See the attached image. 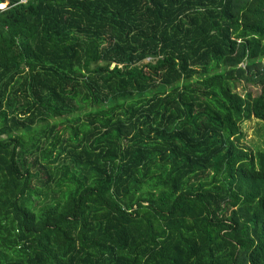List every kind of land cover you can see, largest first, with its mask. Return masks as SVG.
<instances>
[{"label":"trees","instance_id":"trees-1","mask_svg":"<svg viewBox=\"0 0 264 264\" xmlns=\"http://www.w3.org/2000/svg\"><path fill=\"white\" fill-rule=\"evenodd\" d=\"M6 2L0 264H264V0Z\"/></svg>","mask_w":264,"mask_h":264},{"label":"rangeland","instance_id":"rangeland-1","mask_svg":"<svg viewBox=\"0 0 264 264\" xmlns=\"http://www.w3.org/2000/svg\"><path fill=\"white\" fill-rule=\"evenodd\" d=\"M4 4L5 3H1L0 6ZM249 89L254 94H257L260 92L261 86H255L250 84ZM244 134L245 136L242 139L243 143L249 145L248 148L252 150L253 154H255L256 152L254 147H256L258 151L264 150V120L260 121L257 119H252L248 121L244 128ZM253 141H254V146L252 145Z\"/></svg>","mask_w":264,"mask_h":264},{"label":"water","instance_id":"water-1","mask_svg":"<svg viewBox=\"0 0 264 264\" xmlns=\"http://www.w3.org/2000/svg\"><path fill=\"white\" fill-rule=\"evenodd\" d=\"M7 5V3H5L4 5H1L2 7H4V6H6Z\"/></svg>","mask_w":264,"mask_h":264},{"label":"snow or ice","instance_id":"snow-or-ice-1","mask_svg":"<svg viewBox=\"0 0 264 264\" xmlns=\"http://www.w3.org/2000/svg\"><path fill=\"white\" fill-rule=\"evenodd\" d=\"M0 7H2V6H0Z\"/></svg>","mask_w":264,"mask_h":264}]
</instances>
